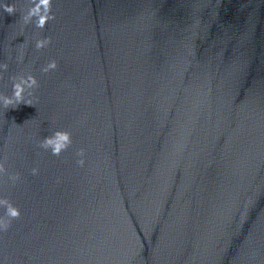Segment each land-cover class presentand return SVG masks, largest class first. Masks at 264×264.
<instances>
[{
	"label": "water",
	"instance_id": "1",
	"mask_svg": "<svg viewBox=\"0 0 264 264\" xmlns=\"http://www.w3.org/2000/svg\"><path fill=\"white\" fill-rule=\"evenodd\" d=\"M3 3L0 94L39 87L0 103V264H264V0H53L44 29Z\"/></svg>",
	"mask_w": 264,
	"mask_h": 264
},
{
	"label": "clouds",
	"instance_id": "2",
	"mask_svg": "<svg viewBox=\"0 0 264 264\" xmlns=\"http://www.w3.org/2000/svg\"><path fill=\"white\" fill-rule=\"evenodd\" d=\"M52 3L53 0H29V7L27 11L21 14V19L25 25L34 23L35 27L39 29H44L50 20H54L55 16L52 14ZM0 7L8 13L9 15L14 14L17 11L16 5H9L7 3L0 4ZM51 43V38L46 37L43 39H38L35 43L37 50L47 47ZM24 59L23 52L18 57V60L22 62ZM8 64H0V69L3 71L8 70ZM57 68V62L52 60L43 67L42 71L48 73ZM0 79H3L2 73H0ZM12 79V94L3 95L0 94V103L6 109L16 108L20 104H26L29 106L33 105L32 99H26L25 93L28 97H32L33 92L31 90L39 87V83L35 76L28 74L27 76L20 75L11 77ZM72 144L71 133L64 130H57L52 135L44 138L40 142V147L44 150H50L51 154L54 156H60V154L66 151ZM85 153L83 149L77 152V156L81 159L77 160V164L81 167L84 166L85 160L83 159ZM39 173L38 168L32 169V175H37ZM0 174H7V169L5 168L4 161H0ZM19 174L9 175L8 179L12 181L13 184L19 180ZM0 207L5 209L3 216H0V232H7L11 226L12 220L19 219L21 216V211L18 207L13 205L7 198H0Z\"/></svg>",
	"mask_w": 264,
	"mask_h": 264
}]
</instances>
